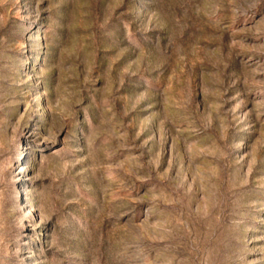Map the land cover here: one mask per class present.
Wrapping results in <instances>:
<instances>
[{"label": "rangeland", "instance_id": "1", "mask_svg": "<svg viewBox=\"0 0 264 264\" xmlns=\"http://www.w3.org/2000/svg\"><path fill=\"white\" fill-rule=\"evenodd\" d=\"M0 264H264V0H0Z\"/></svg>", "mask_w": 264, "mask_h": 264}]
</instances>
